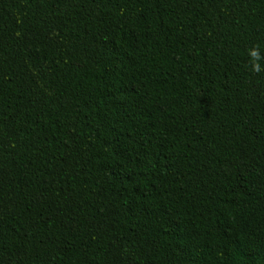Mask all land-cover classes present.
Returning a JSON list of instances; mask_svg holds the SVG:
<instances>
[{"label":"trees","instance_id":"trees-1","mask_svg":"<svg viewBox=\"0 0 264 264\" xmlns=\"http://www.w3.org/2000/svg\"><path fill=\"white\" fill-rule=\"evenodd\" d=\"M264 0H0V264H264Z\"/></svg>","mask_w":264,"mask_h":264},{"label":"clouds","instance_id":"clouds-1","mask_svg":"<svg viewBox=\"0 0 264 264\" xmlns=\"http://www.w3.org/2000/svg\"><path fill=\"white\" fill-rule=\"evenodd\" d=\"M246 54V70L254 75L264 73V51L261 50V46L259 44L252 45L246 49Z\"/></svg>","mask_w":264,"mask_h":264}]
</instances>
